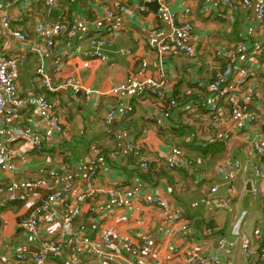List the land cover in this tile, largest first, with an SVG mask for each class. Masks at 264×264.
<instances>
[{
  "label": "crops",
  "instance_id": "obj_1",
  "mask_svg": "<svg viewBox=\"0 0 264 264\" xmlns=\"http://www.w3.org/2000/svg\"><path fill=\"white\" fill-rule=\"evenodd\" d=\"M205 1L166 0L164 11L155 0L150 3L57 0L52 8L46 7L42 0H0V19L4 15L22 19L13 28L28 40L26 45H20L0 27V55L21 59L16 78L20 96L44 94L64 123L63 136L53 135L50 142L42 143L40 150L32 141L43 140L51 133L30 109L22 111L8 125L1 123L0 142L7 143L18 131L22 136L14 145L13 170L0 173V202L10 193L26 198L7 203L2 211L0 264H7L17 249L38 251L37 239L31 240L25 230L30 209L71 181L73 190L66 197L85 194V178L92 172L95 149L101 151L103 160L95 178L98 193L87 206L81 207L76 224L86 225L88 235L96 243L102 236L109 237V245L102 250L113 256L87 251L82 254L80 264H131L136 259L146 264H192L190 258L195 256L217 257L222 264H262L258 255L264 241V193L257 197L252 195L259 175L247 163L248 155L242 151L238 137L232 135L228 142L222 139L238 117L213 130L209 128V116L203 106L197 112L186 109L198 98L200 90L196 82L207 83L215 77L211 52L227 53L238 66L244 60V51H236L238 45L249 52L255 44L264 43V31L255 24V6L260 0L251 10L238 8L236 12L231 8L221 9L217 0H208V14L202 11ZM102 2L114 14L113 18L106 17ZM153 2L155 5L149 6ZM121 6L127 7L126 13L119 12ZM186 8L192 12L194 37L190 43L195 45V54L172 55L160 60L155 52L149 51L147 43L170 35L168 15L180 17ZM62 17L67 27L77 29L72 50L65 47L63 37L48 50L45 46L47 27ZM39 24L46 25V30L38 35L35 28ZM110 25L118 26L121 33L113 36ZM154 28L160 31L157 35L152 34ZM96 33L104 40L102 48L107 62L97 61L83 69L81 62L92 52L90 38ZM34 48L41 52V58L32 50ZM127 51L131 54L127 55ZM40 64L49 75L50 83L58 87L53 94L42 87L35 74ZM60 66L58 73H52ZM257 69L259 72L246 83L253 97L240 96L237 100L238 109L246 108L249 111L246 113L264 111V70ZM131 71H142L150 78L163 75V87L169 92L164 103L168 116H163L160 124L152 118L157 109L151 97L135 100L131 93H124L96 100L84 93L73 97L72 91L63 86L65 80L71 79L85 91L107 92L121 84ZM201 92L206 96L204 89ZM128 106L132 107L129 115L104 124L108 111L115 109L120 114L119 111ZM255 135V131L250 134ZM128 143L143 148V156L151 168L149 173L136 169L135 161L125 151ZM207 146L210 148L204 152ZM170 147L181 149L191 166L168 169L163 156ZM66 161L70 170L63 172L62 162ZM234 162H241L248 169L232 182L230 208L214 209L202 204L201 199L207 196L227 198L226 177L218 167ZM250 162L260 166L259 160ZM49 171L58 172L59 177H50ZM36 181H40L41 186H36ZM112 187L116 188L115 199L107 193ZM211 188L217 189L215 194H210ZM148 197L164 200L167 211L146 205ZM118 199L123 202L119 209L115 207ZM57 210L58 215L47 217L42 237L56 233L50 223L61 222L66 214L62 205ZM174 214L182 215L186 229L182 230V223H177L174 233L165 234L164 229ZM141 237H147L146 247H142ZM221 240L225 244L221 245ZM244 241L250 247L248 258L242 251Z\"/></svg>",
  "mask_w": 264,
  "mask_h": 264
},
{
  "label": "built area",
  "instance_id": "obj_2",
  "mask_svg": "<svg viewBox=\"0 0 264 264\" xmlns=\"http://www.w3.org/2000/svg\"><path fill=\"white\" fill-rule=\"evenodd\" d=\"M46 7L52 8L57 5V0H42ZM103 1V0H100ZM141 1V0H140ZM144 3H150L154 0H142ZM162 10L166 9V0H155ZM257 0H217V4L221 9L231 8L234 12L238 8H242L245 11H249L254 8ZM102 10L107 18H113L114 14L107 9L102 2ZM126 6H121L119 12L124 14L127 12ZM144 8H140L143 11ZM210 6L208 0L205 1L203 6V13L208 14ZM22 22V19L12 18L4 15L0 19V27L4 34L16 41L20 45H26L28 40L24 34L13 28L14 25ZM168 23L172 33L168 36L161 37L157 41H150L147 43L149 51L156 53L157 57L166 59L172 55H193L195 54V45L190 41L194 37V23L192 18V12L189 8L184 9L180 17L176 15H168ZM255 24L264 31V0H260L255 6ZM109 31L113 36H118L121 33V29L116 25H110ZM155 29V28H154ZM152 29V34L157 35L160 31ZM46 30V25L39 24L35 28L36 34H42ZM47 38L45 46L48 50L52 49L58 38H65V47L68 50H72V39L77 34L75 26L67 27L65 25L64 18H60L57 21L51 23L47 27ZM103 38L99 33H96L90 38V45L92 46V52H89L87 60L81 62L83 69H88L89 66L97 61L102 63L107 62V58L103 53ZM40 58L41 52L38 49H32ZM236 51H244V60L242 65H236L234 58H231L227 53H223L221 50H214L211 52L212 65L215 69V77L209 82L203 81L196 82V87L200 90L197 92L198 98L196 101H192L188 104L186 109L189 111L197 112L198 109L203 106L209 116V128L217 130L218 127L223 125L226 121L238 117L235 120L231 129L223 133L222 139L224 142H228L231 136H236L241 141V149L248 155L247 163L251 165L254 172L259 175V180L254 183L252 189V195L257 197L261 193H264V111L260 107L261 113H246L249 112L244 108L238 109L237 100L240 96H245L247 99L253 97V94L247 91L246 83L250 76H254L258 73L259 69L264 70V43H257L250 51L246 52L245 47L238 45ZM127 55L131 54L130 51L126 52ZM21 59L19 57H6L0 55V126L1 123L8 125L13 120L19 117L22 111L30 109L32 115L38 117L43 124H45L51 133L50 136H46L43 140L34 139L32 144L37 150L41 149V145L44 142H50L53 135L63 136L64 123L60 116L56 114L54 106L48 101L46 96L42 93L30 94L28 97H21L17 84V69ZM61 70L60 67L53 69L52 73H58ZM42 87L51 94L57 91L58 87L53 86L50 83V77L45 72L44 66L40 64L35 72ZM163 75L159 74L157 78L146 77L142 71L128 73L125 80L114 87H111L107 92L94 91L89 92L83 90L80 86L76 85L71 79L65 80L63 86L69 88L72 91V96L77 97L78 94L84 93L85 95H92L96 100H100L105 95L119 96L124 93H131L135 100H142L145 97H151L155 100V108L157 112L153 114L152 118L157 124L163 121V116H168L164 109V103L168 99V93L161 81ZM158 79V80H156ZM201 89L206 91V96L201 92ZM120 114L111 109L105 116L104 124L109 125L112 119L118 117H126L132 112V107L128 106L121 109ZM176 116V115H175ZM176 118V117H175ZM207 126L204 127V130ZM256 132L255 137L250 136L252 132ZM2 130L0 128V134ZM22 133L16 132L7 143L0 142V173L11 172L13 170V158H14V145ZM142 147L137 144L128 143L125 145V151L135 161V167L139 172L149 173L151 168L149 162L144 158ZM95 159L92 172L85 178L86 179V192L80 197H66L73 190L72 181L65 183L58 191L48 195L39 205L34 206V210L30 213L26 222V231L30 235L31 240L37 239V252H28L22 249H17L7 264H80L82 254L85 252L98 253L100 255H107L112 257L111 253H104L102 247L105 248L109 245L110 239L107 236H102L99 243L91 240L87 233V226L84 224L77 225L76 222L81 215V207L87 206L98 193L95 189V178L98 168L103 164L101 151L94 150ZM113 156V155H112ZM164 163L170 170H177L180 168H188L191 166V161L184 155L181 149L177 147H170L169 151L163 156ZM259 160L260 166L256 167L251 164L250 161ZM61 164V163H60ZM219 171L225 174L226 177V191L227 198H210L209 196L201 199V203L209 206L210 208H219L228 210L231 206L233 187L232 182L240 175V172L248 169L247 165L241 162H234L230 165H222L218 167ZM61 170L68 172L70 170V164L62 162ZM49 176L52 178H58L59 173L56 171H49ZM36 186H41L40 181L35 182ZM117 186V185H115ZM216 188L210 189V194H215ZM110 198H117L116 188L112 187L107 191ZM25 196H16L9 194L5 200L0 202V220L2 218V211L7 203L20 202L25 200ZM145 204L156 207L163 211H167V205L164 200L157 197H148L145 200ZM64 206L66 214L63 216L61 222L50 223L54 235L43 236L42 231L46 226V219L48 220L56 213L58 215V207ZM123 202L118 199L115 204L116 208H121ZM90 210L93 211L92 207ZM182 223L181 229L185 230L186 227L183 222L182 215L174 214L168 221L164 233H174V225ZM142 247H146L147 237H141ZM243 244V255L248 258L250 253L249 244L246 241ZM223 245L224 240L220 241ZM259 260L264 264V241L259 248ZM118 258V256H116ZM63 259L60 261L59 259ZM64 262V263H62ZM192 264H222V261L217 257L210 256H195L190 258ZM131 264H146L141 259L134 260Z\"/></svg>",
  "mask_w": 264,
  "mask_h": 264
},
{
  "label": "rangeland",
  "instance_id": "obj_3",
  "mask_svg": "<svg viewBox=\"0 0 264 264\" xmlns=\"http://www.w3.org/2000/svg\"><path fill=\"white\" fill-rule=\"evenodd\" d=\"M33 210H34V207H32V208L30 209V211H29V213H28V217H27V219L29 218L30 213H31Z\"/></svg>",
  "mask_w": 264,
  "mask_h": 264
},
{
  "label": "trees",
  "instance_id": "obj_4",
  "mask_svg": "<svg viewBox=\"0 0 264 264\" xmlns=\"http://www.w3.org/2000/svg\"><path fill=\"white\" fill-rule=\"evenodd\" d=\"M209 148H210V146H207L203 151L207 152ZM211 153H214V152H211Z\"/></svg>",
  "mask_w": 264,
  "mask_h": 264
},
{
  "label": "water",
  "instance_id": "obj_5",
  "mask_svg": "<svg viewBox=\"0 0 264 264\" xmlns=\"http://www.w3.org/2000/svg\"><path fill=\"white\" fill-rule=\"evenodd\" d=\"M155 5V2L151 3L149 6Z\"/></svg>",
  "mask_w": 264,
  "mask_h": 264
}]
</instances>
